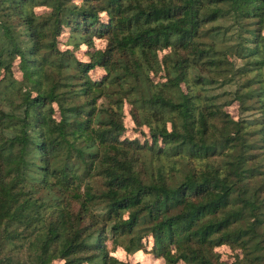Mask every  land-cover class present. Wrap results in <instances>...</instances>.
<instances>
[{
    "label": "trees",
    "instance_id": "obj_1",
    "mask_svg": "<svg viewBox=\"0 0 264 264\" xmlns=\"http://www.w3.org/2000/svg\"><path fill=\"white\" fill-rule=\"evenodd\" d=\"M120 249L264 264V0H0V264Z\"/></svg>",
    "mask_w": 264,
    "mask_h": 264
},
{
    "label": "rangeland",
    "instance_id": "obj_2",
    "mask_svg": "<svg viewBox=\"0 0 264 264\" xmlns=\"http://www.w3.org/2000/svg\"><path fill=\"white\" fill-rule=\"evenodd\" d=\"M67 33H65L63 39L64 41L67 39ZM97 43V46L99 47H104L105 46V42L104 41H101V40H97L96 41ZM86 49V46H82V49L80 51H78V55L79 57L83 58V59H87L88 57L86 55H84V50ZM102 73V70H97L95 71V74L94 77H96V75H100ZM229 111H231L232 113H236L237 112V106L236 105H233L231 107L228 108ZM125 124H126V127H127V131L125 133V136L126 137H130V138H135V137H138L140 138L141 140H144L145 137H144V134H143V129H137L130 114H129V107L128 105L126 106V117H125ZM146 129V128H144ZM147 130V129H146ZM219 250L221 251L222 253V258L223 259H228L230 261H233L234 260V257H233V251L232 249H230L228 246H222L219 248ZM116 255L121 258V259H124V260H129L131 261L132 263H135V262H140V264H165V261L163 258H158L156 257L154 254L152 253H149V252H141V253H135L133 255H128L126 254L122 249H120L119 251L116 252ZM55 264H60L59 262H56ZM182 264V263H181Z\"/></svg>",
    "mask_w": 264,
    "mask_h": 264
}]
</instances>
